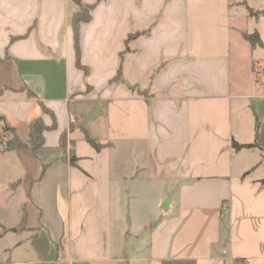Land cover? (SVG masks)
I'll return each instance as SVG.
<instances>
[{
	"label": "crops",
	"instance_id": "1",
	"mask_svg": "<svg viewBox=\"0 0 264 264\" xmlns=\"http://www.w3.org/2000/svg\"><path fill=\"white\" fill-rule=\"evenodd\" d=\"M249 9L264 0H102L85 72L73 0H0V116L23 137L52 124L41 105L57 124L37 154L0 153V264H264L263 153L232 148L264 123Z\"/></svg>",
	"mask_w": 264,
	"mask_h": 264
},
{
	"label": "trees",
	"instance_id": "2",
	"mask_svg": "<svg viewBox=\"0 0 264 264\" xmlns=\"http://www.w3.org/2000/svg\"><path fill=\"white\" fill-rule=\"evenodd\" d=\"M76 5L78 6V11L73 14L71 17V24L74 30V36H75V48H76V58H77V67L79 69L84 70L87 72L86 68L82 66L80 61V47H79V29L80 25L82 23H87L91 20V11L94 9V7L100 3L102 0H96V3L93 5H88L84 3V0H73ZM249 14L251 17L254 18H261L264 17V10L262 11H253L249 9ZM242 37L245 41H247L250 46L255 48H262L264 49V41L261 39L258 32L248 33L246 31L242 32ZM141 34H132L129 35L126 44H128L130 41L135 40L137 37H139ZM121 72L119 70V73L116 77V80H120ZM133 91H137L135 88H130ZM139 95L145 96L146 93L142 91H137ZM2 95V92H0V96ZM32 96V94H29ZM43 113L45 115H49L52 119V124L47 125L45 124L44 120L42 118L34 121L30 127V130L26 137H23L20 135V133L13 127H11L5 120L4 117L0 116V123L2 124V130L0 134V153H7V152H13V151H19V150H29L33 152L34 154H37L39 150L43 149L45 146V137L44 134L46 131H50L56 128V119L55 115L51 110L46 108L44 105H41ZM255 138L253 143L251 144H239L235 141L232 142V148L235 151H241L244 149H258L263 153V159L261 162V165L264 167V123L260 122L258 119H256L255 123ZM87 142L93 146L96 150H100L102 148V145L99 144L97 141L91 139L90 137L86 136ZM61 146L64 147L66 144V135L61 136ZM78 159L75 157L73 152L71 153L70 163L73 166L77 165ZM262 183L264 184V179L262 180Z\"/></svg>",
	"mask_w": 264,
	"mask_h": 264
},
{
	"label": "rangeland",
	"instance_id": "3",
	"mask_svg": "<svg viewBox=\"0 0 264 264\" xmlns=\"http://www.w3.org/2000/svg\"><path fill=\"white\" fill-rule=\"evenodd\" d=\"M261 18H264V17H261ZM254 20L256 19V18H253ZM260 19V18H259ZM255 21H257V20H255ZM253 22H250V27H249V31L252 33V32H255V31H252L253 29ZM264 34V33H263ZM263 38H264V35H263ZM256 122V121H255ZM2 166H3V162H1L0 163V168H2ZM1 170H0V196H2L3 195V193H4V188H3V186H1V179H2V176H1ZM10 192H13V189L10 187L9 189H8ZM16 203H18V199L15 201ZM12 239H15V240H17V241H21L22 239H23V236L21 235V234H16V235H13L12 236Z\"/></svg>",
	"mask_w": 264,
	"mask_h": 264
}]
</instances>
